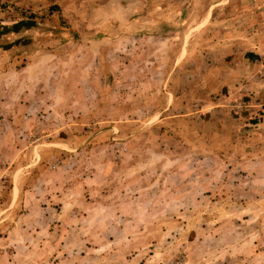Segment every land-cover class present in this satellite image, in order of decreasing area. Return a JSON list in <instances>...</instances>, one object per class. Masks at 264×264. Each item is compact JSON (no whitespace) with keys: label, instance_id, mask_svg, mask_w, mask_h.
<instances>
[{"label":"rangeland","instance_id":"374dc122","mask_svg":"<svg viewBox=\"0 0 264 264\" xmlns=\"http://www.w3.org/2000/svg\"><path fill=\"white\" fill-rule=\"evenodd\" d=\"M252 25L264 0H0V264H264Z\"/></svg>","mask_w":264,"mask_h":264},{"label":"crops","instance_id":"0c3cea01","mask_svg":"<svg viewBox=\"0 0 264 264\" xmlns=\"http://www.w3.org/2000/svg\"><path fill=\"white\" fill-rule=\"evenodd\" d=\"M255 25H252V30H250L248 33H247V35L246 36H241L240 35V33H238L237 34V32H239V31H235V33L237 34V36H235V44L236 45H241L242 44V42L240 41V39H244V38H246V41H247V46H248V44L249 45H252V46H254V47H257V49H260L261 48V50H264V25H262V28L261 29H256L255 27H254ZM244 31H246V30H244ZM261 34H260V33ZM258 35H260V36H262V38L261 39H257V36ZM247 36H249V37H247ZM256 40H259L258 42H260V44H253V41L254 42H256ZM243 41V40H242ZM242 51H243V49H244V46L242 45ZM239 48H237L236 49V51H238L239 52V50H238ZM247 49H248V47H247ZM240 50V51H241ZM252 50H255V48H253ZM259 51V50H258Z\"/></svg>","mask_w":264,"mask_h":264},{"label":"trees","instance_id":"16d2710c","mask_svg":"<svg viewBox=\"0 0 264 264\" xmlns=\"http://www.w3.org/2000/svg\"><path fill=\"white\" fill-rule=\"evenodd\" d=\"M15 26H17V25H12L11 27H15ZM3 31L4 30L0 27V35L4 33Z\"/></svg>","mask_w":264,"mask_h":264}]
</instances>
